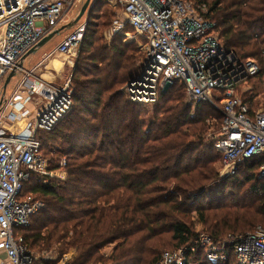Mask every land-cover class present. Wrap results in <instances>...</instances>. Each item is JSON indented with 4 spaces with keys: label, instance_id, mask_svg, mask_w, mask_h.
Wrapping results in <instances>:
<instances>
[{
    "label": "trees",
    "instance_id": "1",
    "mask_svg": "<svg viewBox=\"0 0 264 264\" xmlns=\"http://www.w3.org/2000/svg\"><path fill=\"white\" fill-rule=\"evenodd\" d=\"M181 1L205 5L204 20L226 51L257 64L243 100L251 114L257 112L253 97L260 95L264 104V0ZM99 5L105 7L93 0L89 12ZM113 17L105 19L110 23ZM92 39L83 40L81 54L90 53L70 78L71 109L51 131L37 133L51 169L65 160L66 179L43 184L32 178L25 188L45 203L15 231L28 250L55 248L57 259L71 250V264H158L168 248L194 246L201 233L193 230V214L214 242L244 235L257 224L264 228V179L258 177L263 159L242 163L220 182L221 156L213 136L204 137L212 108L188 104L177 83L159 93L151 109L130 102L121 89L138 76L144 55L131 45L93 49ZM218 120L215 130L221 115ZM238 182L248 185L246 202L240 197L234 203ZM227 186H238L237 193L226 195ZM193 259L211 264L201 249Z\"/></svg>",
    "mask_w": 264,
    "mask_h": 264
},
{
    "label": "built area",
    "instance_id": "2",
    "mask_svg": "<svg viewBox=\"0 0 264 264\" xmlns=\"http://www.w3.org/2000/svg\"><path fill=\"white\" fill-rule=\"evenodd\" d=\"M111 1L121 14L120 21H113L112 32L124 34L127 27L143 41L141 73L123 88L127 99L150 105L161 90L182 85L188 104L219 108L222 124L213 148L221 156L225 176L235 175L242 163L258 157L263 159L258 177L264 179V111L251 114L237 95L238 88L259 72L257 64L226 51L213 24L204 20L205 5L181 0ZM78 2L0 0V89L20 59L52 33ZM82 28L66 36L54 53L72 54ZM21 73L18 88L0 111V264L34 261L23 237L15 234L43 208L41 201L25 193L26 184L32 178L43 184L66 179L65 160L51 169L37 133L51 131L69 112L71 82L56 87L31 71ZM197 249L211 264H227L231 259L235 264H264V228L220 242L201 234L194 246L164 252L158 264H198L193 259ZM60 260L56 264H71L68 257Z\"/></svg>",
    "mask_w": 264,
    "mask_h": 264
},
{
    "label": "rangeland",
    "instance_id": "3",
    "mask_svg": "<svg viewBox=\"0 0 264 264\" xmlns=\"http://www.w3.org/2000/svg\"><path fill=\"white\" fill-rule=\"evenodd\" d=\"M98 1L101 4H105V7L100 8V5H99L98 9L93 13L89 12V10H86L83 17L77 23L74 24L75 19L77 18L83 4L85 3V0H79V2L66 13L63 20L58 24L56 30L62 28V31L60 32V34L57 35L56 37H54L50 42H48L44 47H42L41 50H39L36 54L31 55L28 58H26L23 62V70L30 72V70L34 69V67L36 66V64L38 62L42 61L44 51H51L54 48V46L57 43H59L60 41H62L66 36L73 34L74 32H76L78 29H80L82 27H83L82 29H84V31L82 33L81 38L78 41V45H77V48L75 49V51L72 54H69L66 56L65 55L64 56H57L55 58V60L60 61L62 63H65V65L67 67L66 68L67 75H72L73 70L77 66V63L80 60V58L81 59L85 58L90 53V50H89V52L81 54V44H82L83 40L85 39V37H87V36L93 37V39H92L93 44L92 45H95V46H93V49H96V47L98 45H108L110 47H112L113 45L116 47L117 46H123V45H131L136 50L140 51L141 56L144 55L143 54L144 52L142 50V45H143L142 39L137 37L127 27H124V29H123V32L125 35L121 34V32L118 34H115L112 32L113 21H116V20L120 21V18H121L120 10H119V7L117 6V4L111 0H98ZM187 1H189V0H187ZM92 2H93V0H91V3ZM189 2H191V1H189ZM107 15H113L114 16L113 19H110V23H109V21H107V19H105V16H107ZM141 69H142V67H141ZM140 73H141V71H140ZM21 75H23V74L21 72H18L17 76L14 79H12L10 84L7 86V89L4 92L5 100H9L12 96L13 91L18 88V83L21 80ZM252 82L253 81H250L247 84H243L240 88H238V94L237 95L242 101L245 99V94L247 93V95H248V91L250 89L249 88L250 83H252ZM125 85L122 87V89H121L122 91H123V88L125 87ZM71 87H72V85H71ZM162 91H164V90H161L160 93ZM2 96H3V90H2V86H1L0 99L2 98ZM157 100H158V98H157ZM157 100L155 103L150 104V105L145 106V107L151 109L154 105H156ZM185 100H186V98H185ZM208 107L210 109L212 108L211 109L212 111L208 110L210 113V117L212 119L209 120V122H207V125H210V126L206 132V135L204 136L206 141L211 140L212 136H213L212 139H214V137L218 134L220 127L218 130H215L214 125L216 123L220 125L218 119L221 115L219 108L214 109L211 106H208ZM251 108L254 111H264V104H263V101H261L260 95L253 97ZM44 157L47 159L46 155H44ZM216 169L219 172V175L222 176V177H220V182L223 181V178L228 177V176H225L226 174L223 172V168L220 165V161L217 162ZM238 170H240V167ZM240 176L241 175H239L238 177L240 178ZM218 182H219V180H218ZM237 184H238V186H241V188H240V194L234 199V203H239L242 199H243V202H246L247 201V198H246L247 194L245 191L248 190V185H242V182H238ZM27 185H28V183L26 184L25 188L27 187ZM238 186L237 187L227 186L226 192H225L226 195L227 194H232V195L236 194L237 190H238ZM240 197H243V198L240 199ZM232 201L233 200H231V202ZM41 202L43 203V208H44L45 203L42 200H41ZM192 223H193L192 224L193 230L196 233L202 234V226L198 222V219H197L195 214L192 215ZM258 226L262 227L263 224H257L256 227H258ZM251 231H249V232H251ZM171 249L172 248H170V249L168 248L167 250H165V252L171 251ZM55 250L56 249L53 248L51 250H42V251H38V252L37 251L33 252L31 250H29V251L32 254L35 262L41 261V260H53L54 259L53 261L56 264L64 256L68 257L70 263L72 262L73 251H71V250L67 251L64 255H62V257L60 259H57L56 258L57 254H56ZM109 250L110 249H106L104 251V253H108Z\"/></svg>",
    "mask_w": 264,
    "mask_h": 264
},
{
    "label": "crops",
    "instance_id": "4",
    "mask_svg": "<svg viewBox=\"0 0 264 264\" xmlns=\"http://www.w3.org/2000/svg\"><path fill=\"white\" fill-rule=\"evenodd\" d=\"M60 42L51 51H44L42 61L38 62L34 69L30 70L38 79L51 83L56 87L64 86L71 78V75H67L66 73L67 67L65 63L55 60L57 55L54 51ZM7 112L6 110L5 113Z\"/></svg>",
    "mask_w": 264,
    "mask_h": 264
},
{
    "label": "water",
    "instance_id": "5",
    "mask_svg": "<svg viewBox=\"0 0 264 264\" xmlns=\"http://www.w3.org/2000/svg\"><path fill=\"white\" fill-rule=\"evenodd\" d=\"M91 9V0H85V3L83 4L80 13L78 14L77 18L74 21V24L77 23L84 15L86 10ZM62 31L61 29L54 30L52 33H50L48 36L44 37L41 41H39L33 48H31L19 61L16 68H14L4 79L2 90H3V96L0 99V111L2 109V106L6 103L7 100L4 98V92L7 89V86L10 84L11 80L14 79L18 72L23 71V62L26 58H28L31 55L36 54L42 47H44L48 42H50L54 37L60 34Z\"/></svg>",
    "mask_w": 264,
    "mask_h": 264
}]
</instances>
